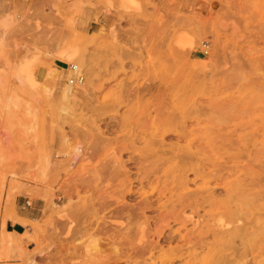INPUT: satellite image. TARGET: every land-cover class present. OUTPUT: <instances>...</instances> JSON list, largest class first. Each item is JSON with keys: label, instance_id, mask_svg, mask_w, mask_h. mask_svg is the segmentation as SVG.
I'll return each mask as SVG.
<instances>
[{"label": "rangeland", "instance_id": "374dc122", "mask_svg": "<svg viewBox=\"0 0 264 264\" xmlns=\"http://www.w3.org/2000/svg\"><path fill=\"white\" fill-rule=\"evenodd\" d=\"M72 64L85 78L71 84L69 100ZM172 83H194L193 96L205 105L183 144L201 143L210 130L214 147L202 142L217 162L264 171V0H0V264H184L206 256L142 253L136 237L145 217L115 212L123 197L138 203L157 185L131 195L109 168L129 156L133 133L150 132L144 106ZM173 130L168 141H177ZM226 132L248 150L223 147L218 135ZM206 179L228 198L227 177ZM239 206L243 221L261 216L264 225V198ZM156 224H145V240L158 239ZM253 242L264 244V229Z\"/></svg>", "mask_w": 264, "mask_h": 264}, {"label": "bare ground", "instance_id": "6f19581e", "mask_svg": "<svg viewBox=\"0 0 264 264\" xmlns=\"http://www.w3.org/2000/svg\"><path fill=\"white\" fill-rule=\"evenodd\" d=\"M81 12L84 16L82 18L84 22L89 13L84 8ZM64 56L69 60H76L67 52L64 53ZM79 69L83 72L81 68ZM52 71L58 73L56 70ZM71 74L74 72L72 71ZM87 74V81H89L92 78V73L88 72ZM195 88L194 83H188L184 86L176 83H172L170 86L166 85L165 91L158 98L150 100L144 106L143 112L147 119L144 120L150 128V132L143 130L133 133L129 137L128 146H126V142L129 140L124 143L126 145L123 148V150L127 148L126 151L129 149V156L127 155L126 159L121 157L116 160L118 162L113 166V171L110 168L109 170L117 174L118 179L119 176L122 177L121 183L123 182L126 193L131 195L135 192H141L147 184L155 185L156 183L157 185L152 189V195L147 193L145 198L138 203L127 201L123 197L116 202L118 207L115 212L125 214L130 221L141 216L145 217V222L140 225L141 236L136 237V243L138 242L140 245L142 253L147 250L150 255H156L158 251L159 254L171 251L177 255L185 250L195 255L198 250H201L206 252L205 263L202 261L205 257H201L184 264H262L260 262L264 256V244L253 242L264 229L261 216H254L249 221H243L244 216L239 204L246 198L255 201L259 199L261 201L264 198V190L262 189L264 171L260 169L248 171L247 165L230 167L226 161L217 162L216 158L213 157V149H209L202 142V140H207L206 142L214 147V136L210 130H207L204 135H199L201 143L195 141L197 144H194L192 137L188 143L186 142L187 144H183L182 138L187 136L190 131L192 133L195 130L192 128L196 125L194 123L203 119L199 112L205 108L203 107L205 105L199 103L193 96ZM74 90L75 88L70 82L66 83L65 92H63L65 98L74 99ZM143 93L140 90L137 95ZM95 107L97 108L98 105ZM206 107L209 111L212 110V102L206 101ZM226 107L228 108L227 105ZM144 123L139 124L145 128L146 123L145 126ZM197 123L200 124V122ZM110 125L111 122L107 123L104 129L107 131L114 127H110ZM171 125L177 128L173 130L174 127ZM168 129L170 132L173 130L172 133L177 135V141L167 140ZM218 137L224 141L225 146L223 147L227 150H231L232 146L235 145L237 154L245 153L248 150V145L242 138L237 139L233 144L232 133L230 132L220 133ZM140 142H144L145 146L140 147L138 144ZM76 149L78 148L75 147L73 152ZM130 152L133 154L130 155ZM258 153L256 151V154ZM252 154L253 152L250 151L248 155L254 157ZM234 171H245L244 174L246 175H239L236 181L228 180ZM191 173L193 177L190 176ZM110 176V178L116 177L113 174ZM214 177L223 180L227 177L228 183L224 182L226 189L223 187L226 193L230 192L228 198H220L216 194V186H212L211 182V186L207 185L208 183L203 184L205 178L209 182V179H214ZM200 178H203L201 186L193 187L192 183L198 184ZM256 188L258 191L255 190ZM226 204H229L230 207ZM223 207L226 208L224 212L213 213L216 208ZM105 209H110V206H106ZM148 210L157 213L148 216L146 215ZM202 210L206 213H202ZM226 216H229L230 219L227 220ZM150 218L157 222L152 228L153 233L158 236L155 241L144 239L145 224L147 226V223H150ZM104 222L107 224L109 220ZM172 222H177L180 226L174 229ZM188 222L193 223V227L190 229L187 228ZM183 228L186 229L185 232L182 231ZM113 236L112 234L109 235L111 238ZM238 240H240L239 244H237ZM250 240H252L251 246H249ZM174 243L175 245H173ZM165 245L169 247L164 248ZM174 262L175 260H172L165 264H174Z\"/></svg>", "mask_w": 264, "mask_h": 264}, {"label": "built area", "instance_id": "2783aa9c", "mask_svg": "<svg viewBox=\"0 0 264 264\" xmlns=\"http://www.w3.org/2000/svg\"><path fill=\"white\" fill-rule=\"evenodd\" d=\"M72 70L74 74L69 78L71 84H81L84 81V74L80 71L77 64H72Z\"/></svg>", "mask_w": 264, "mask_h": 264}, {"label": "crops", "instance_id": "0c3cea01", "mask_svg": "<svg viewBox=\"0 0 264 264\" xmlns=\"http://www.w3.org/2000/svg\"><path fill=\"white\" fill-rule=\"evenodd\" d=\"M9 222H7V230H11L10 228H9ZM21 226H22V224L21 223H19ZM12 231H17V232H20L19 230H17V229H13Z\"/></svg>", "mask_w": 264, "mask_h": 264}]
</instances>
